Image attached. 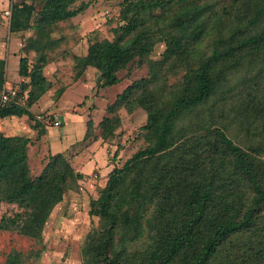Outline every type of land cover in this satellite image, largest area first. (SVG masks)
Listing matches in <instances>:
<instances>
[{"label":"trees","instance_id":"obj_1","mask_svg":"<svg viewBox=\"0 0 264 264\" xmlns=\"http://www.w3.org/2000/svg\"><path fill=\"white\" fill-rule=\"evenodd\" d=\"M33 1L11 9L9 31L34 36L20 49L18 74L27 81L0 118L27 116L46 134L30 107L50 89L43 69L58 44L52 33L92 1L39 0L38 9ZM113 36L88 41L74 57L76 77L93 68L99 87H111L135 58L145 64L147 77L116 97L98 127L100 138L112 139L117 112L141 108L146 145L114 166L90 201L99 224L79 264H264V0H121ZM157 44L164 50L152 60ZM92 128L89 120L82 141ZM31 144L0 131V204L20 210L3 215L0 230L40 243L53 209L83 175L64 153H48L32 177ZM33 257L38 252H11L4 264Z\"/></svg>","mask_w":264,"mask_h":264},{"label":"rangeland","instance_id":"obj_2","mask_svg":"<svg viewBox=\"0 0 264 264\" xmlns=\"http://www.w3.org/2000/svg\"><path fill=\"white\" fill-rule=\"evenodd\" d=\"M84 1H92V4L80 15L55 26L52 37L58 44L47 52L49 62L43 69L50 89L30 107L34 115L47 109L58 113L61 129L49 127L46 134L40 133L39 129L34 128L35 121L26 116L23 120L18 119L20 117L14 119L20 129L12 133L2 132L5 136L24 133L31 138L32 144L27 147V154L32 177L42 172L50 152L64 153L83 178L77 187L64 193L62 202L53 209L43 227L40 243L16 232L0 230V264H4L11 252H19L26 257L38 252L39 259H26L22 264H79L85 237L99 224L97 217L89 215L90 201L98 198L113 167L121 166L146 145L140 130L146 123V113L141 108H136L132 113L120 109L117 115L121 122L114 138H100L98 125L104 116H108L105 109L133 81L147 77L148 69L135 58L127 68L116 72L120 82L111 87H99L93 68L86 69L76 77L74 57L86 53L88 41L113 40V29L120 15L121 0ZM33 2L38 9L39 0ZM31 36H34L32 31L8 36L5 68L8 82L17 83L19 80L17 42L20 40L24 45ZM163 50L164 46L157 44L149 58L159 60ZM26 56L28 62L33 64L35 54L29 52ZM178 78L172 77L170 83ZM21 79L19 83L27 81ZM89 120L93 123L92 132L82 141ZM54 136L60 139L56 141ZM18 211L17 205L0 204V218Z\"/></svg>","mask_w":264,"mask_h":264},{"label":"crops","instance_id":"obj_3","mask_svg":"<svg viewBox=\"0 0 264 264\" xmlns=\"http://www.w3.org/2000/svg\"><path fill=\"white\" fill-rule=\"evenodd\" d=\"M19 1L20 0H0V60L4 61V63H5L4 64V82H3V84H16V85H19L20 84L19 82H21V80H22L21 77L19 76V74H18L19 80H18L17 83L8 82L6 80V78H5V68H6V63H7V52H8V36H10L12 34H15V33H11L9 31L10 22L8 21V19H6L4 17V11L9 9L14 4H17ZM15 35H19V34H15ZM21 47H22V44L20 43V40H18V42H17V48H18V51H17V53H18V70H19V60H20V56H21V53H20ZM48 110L49 109L45 110L44 112H47ZM44 112H40L38 114H41V113H44ZM25 117L26 116H22V117L18 118V117H15V116H10V117L0 118V125H3V128L2 129L0 128V131L1 132L7 131V132H10V133L15 132L16 130L20 129V127H19V125H17L18 122L15 121L14 119L18 118L20 120H23ZM9 136H26V134H24V133H14L12 135L10 134ZM59 139H60V137H59Z\"/></svg>","mask_w":264,"mask_h":264},{"label":"built area","instance_id":"obj_4","mask_svg":"<svg viewBox=\"0 0 264 264\" xmlns=\"http://www.w3.org/2000/svg\"><path fill=\"white\" fill-rule=\"evenodd\" d=\"M12 6L4 11V17L10 22ZM20 87L16 84H3L0 87V109L5 106L9 101L16 98L19 94ZM36 118L42 122L46 128L53 127L55 129H61L62 123L58 114L54 112H44L43 114H37ZM59 137L54 136L53 139L57 140ZM96 178V175L94 176Z\"/></svg>","mask_w":264,"mask_h":264}]
</instances>
